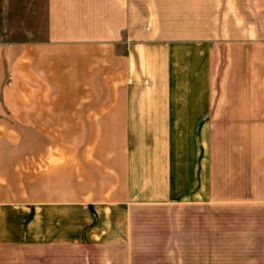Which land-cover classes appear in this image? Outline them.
Wrapping results in <instances>:
<instances>
[{
  "label": "crops",
  "instance_id": "obj_1",
  "mask_svg": "<svg viewBox=\"0 0 264 264\" xmlns=\"http://www.w3.org/2000/svg\"><path fill=\"white\" fill-rule=\"evenodd\" d=\"M9 121L89 141L0 146V264H133L150 205L192 208L177 264H264V0H0Z\"/></svg>",
  "mask_w": 264,
  "mask_h": 264
},
{
  "label": "rangeland",
  "instance_id": "obj_2",
  "mask_svg": "<svg viewBox=\"0 0 264 264\" xmlns=\"http://www.w3.org/2000/svg\"><path fill=\"white\" fill-rule=\"evenodd\" d=\"M0 146L25 147L26 162H32V148L36 146L84 147V123H51V127L33 129V123H0ZM138 145H159L160 139H134ZM133 144V143H131ZM30 152V153H28ZM16 154H9L11 163ZM26 173L32 165H25ZM192 208L176 205L139 206L133 212V264H177L193 255ZM221 257H224V252ZM125 252L112 254L124 258ZM119 263V262H118Z\"/></svg>",
  "mask_w": 264,
  "mask_h": 264
}]
</instances>
